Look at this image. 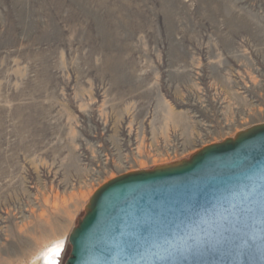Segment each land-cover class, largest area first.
Listing matches in <instances>:
<instances>
[{
    "label": "rangeland",
    "instance_id": "obj_1",
    "mask_svg": "<svg viewBox=\"0 0 264 264\" xmlns=\"http://www.w3.org/2000/svg\"><path fill=\"white\" fill-rule=\"evenodd\" d=\"M260 124L264 0H0V264H66L105 183Z\"/></svg>",
    "mask_w": 264,
    "mask_h": 264
},
{
    "label": "water",
    "instance_id": "obj_2",
    "mask_svg": "<svg viewBox=\"0 0 264 264\" xmlns=\"http://www.w3.org/2000/svg\"><path fill=\"white\" fill-rule=\"evenodd\" d=\"M264 163V124L241 131L235 138L210 144L190 160L120 175L101 186L91 197L88 211L69 236L71 257L66 264H104L113 249V234L117 224L130 222L134 210L149 205L162 210L188 206L210 196L202 217L203 231L197 236L211 241H222L243 227L237 217L248 201L247 190H237L231 199L225 200L219 193L226 185L236 186L237 178L247 173L249 188L258 186V172L250 170V164ZM247 232L254 234L255 225L248 222ZM111 256H116L113 250ZM207 260L223 261V264H261L259 249L226 248L220 256H206ZM113 264H120L117 259Z\"/></svg>",
    "mask_w": 264,
    "mask_h": 264
},
{
    "label": "snow or ice",
    "instance_id": "obj_3",
    "mask_svg": "<svg viewBox=\"0 0 264 264\" xmlns=\"http://www.w3.org/2000/svg\"><path fill=\"white\" fill-rule=\"evenodd\" d=\"M250 170L258 172V186L249 188L246 181L251 177L243 173L237 178L236 186L226 185L223 191L216 190L225 200L231 199L237 190H247L248 203L242 207L237 217L243 227L228 235L222 241H211L197 236L196 229L203 231L202 217L208 205L214 201L211 194L188 206L162 210L159 207H138L130 217V222L117 224L113 234V249H109L110 259L104 264H223V261L207 260L206 256H220L226 248L259 249L261 264H264V163L250 164ZM252 221L256 232H247L248 222ZM116 256H111L112 251ZM59 248L54 252L51 264H58Z\"/></svg>",
    "mask_w": 264,
    "mask_h": 264
},
{
    "label": "bare ground",
    "instance_id": "obj_4",
    "mask_svg": "<svg viewBox=\"0 0 264 264\" xmlns=\"http://www.w3.org/2000/svg\"><path fill=\"white\" fill-rule=\"evenodd\" d=\"M140 156V155H139ZM62 245L63 240L62 239H56L53 242H51L46 248L43 250L39 263L41 264H51V261L55 258L54 252L59 248L60 253H62ZM61 255V254H60ZM59 261V258H58ZM35 263V262H34Z\"/></svg>",
    "mask_w": 264,
    "mask_h": 264
},
{
    "label": "built area",
    "instance_id": "obj_5",
    "mask_svg": "<svg viewBox=\"0 0 264 264\" xmlns=\"http://www.w3.org/2000/svg\"><path fill=\"white\" fill-rule=\"evenodd\" d=\"M100 172H101V170L97 171V175H99ZM97 177H99V176H97ZM63 255H64V251H63ZM61 261H62V253H61V255L59 256L58 264H61Z\"/></svg>",
    "mask_w": 264,
    "mask_h": 264
}]
</instances>
